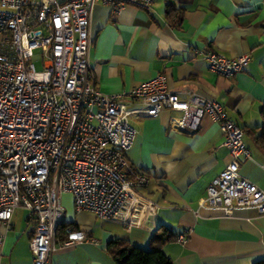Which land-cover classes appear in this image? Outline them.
Masks as SVG:
<instances>
[{"label": "crops", "instance_id": "1", "mask_svg": "<svg viewBox=\"0 0 264 264\" xmlns=\"http://www.w3.org/2000/svg\"><path fill=\"white\" fill-rule=\"evenodd\" d=\"M90 34V72L100 93L121 95L161 74L172 92L192 90L219 102L243 129V144L251 154L242 160L239 173L264 191V150L254 141L264 110V0H155L149 10L125 6L117 13L96 4ZM194 49L227 58L249 54L250 60L244 71L225 77L210 72ZM123 102L129 110L141 108L136 100ZM180 116L167 109L157 116H129L136 138L126 159L148 176V184L105 220L76 212L70 194H63L65 224L84 230L95 242L59 247L51 264H116L107 252L109 242L123 240L150 250V238L161 227L176 235L162 247L173 264H254L264 259V215L254 209L226 213L205 203L208 185L232 161L217 122L204 115L198 129L188 133L177 127ZM16 212L9 229L0 223L1 262L31 264L33 221L26 212ZM180 234L186 235L184 242L177 240ZM64 239L61 234L58 241Z\"/></svg>", "mask_w": 264, "mask_h": 264}, {"label": "built area", "instance_id": "2", "mask_svg": "<svg viewBox=\"0 0 264 264\" xmlns=\"http://www.w3.org/2000/svg\"><path fill=\"white\" fill-rule=\"evenodd\" d=\"M154 1L0 0V223L9 229L16 210L33 221L31 264H51L59 247L95 242L71 227L58 241L65 223L63 194H70L76 212L105 220L148 184L146 174L126 159L136 138L130 115L177 111V127L188 133L210 116L232 161L208 185L207 207L226 213L254 209L264 215V191L239 173L242 160L251 158L243 129L219 102L192 90L172 92L161 74L117 96L95 88L89 66L95 5L117 13L125 6L149 10ZM194 52L210 72L225 77L244 71L250 60L249 54L227 58L211 50ZM125 98L141 108L129 110ZM177 240L184 242L186 235Z\"/></svg>", "mask_w": 264, "mask_h": 264}, {"label": "trees", "instance_id": "3", "mask_svg": "<svg viewBox=\"0 0 264 264\" xmlns=\"http://www.w3.org/2000/svg\"><path fill=\"white\" fill-rule=\"evenodd\" d=\"M171 13L172 9L168 7L165 12L168 19H170ZM179 20H181V14H179ZM261 118L262 124L258 128L254 141L264 150V110L261 111ZM69 227L71 226L63 223L58 229V238L61 234L66 236V229ZM175 239L176 235L171 232L170 229L161 227L158 228L150 238V250H142L123 240H112L107 245V252L116 264H173L171 259L163 252L162 247L166 243L175 241ZM254 264H264V259Z\"/></svg>", "mask_w": 264, "mask_h": 264}, {"label": "rangeland", "instance_id": "4", "mask_svg": "<svg viewBox=\"0 0 264 264\" xmlns=\"http://www.w3.org/2000/svg\"><path fill=\"white\" fill-rule=\"evenodd\" d=\"M35 68H36V70H40L41 69L40 62H35ZM16 211H17L16 215H18V216L25 213V211H23V210H16Z\"/></svg>", "mask_w": 264, "mask_h": 264}]
</instances>
